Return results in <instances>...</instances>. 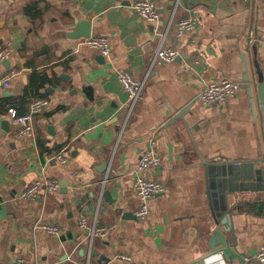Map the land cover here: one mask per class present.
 Masks as SVG:
<instances>
[{
	"label": "crops",
	"instance_id": "obj_1",
	"mask_svg": "<svg viewBox=\"0 0 264 264\" xmlns=\"http://www.w3.org/2000/svg\"><path fill=\"white\" fill-rule=\"evenodd\" d=\"M136 1L0 0V51H8L0 77L14 73L0 84V264H195L207 255L204 264H246L244 257L257 264L264 0H149L158 12L151 24L134 13ZM185 17L197 27L179 39L176 23ZM83 23L82 32L108 38V56L72 36ZM161 47L178 57L158 64ZM121 71L144 82L128 116ZM223 78L238 84L236 94L224 105L201 104L205 83ZM35 98L48 106L35 116L33 135L19 137L16 118ZM152 135L161 161L147 176L164 193L138 220L129 174ZM42 179L57 180L58 191L20 199ZM81 218L106 236L90 237ZM40 223L60 234L42 232Z\"/></svg>",
	"mask_w": 264,
	"mask_h": 264
},
{
	"label": "built area",
	"instance_id": "obj_2",
	"mask_svg": "<svg viewBox=\"0 0 264 264\" xmlns=\"http://www.w3.org/2000/svg\"><path fill=\"white\" fill-rule=\"evenodd\" d=\"M12 2L13 0H3ZM134 13L146 23H154L157 20L158 12L155 5L149 0H137L133 4ZM197 27V20L194 17L181 18L175 27V34L177 38L181 39L184 35L193 32ZM80 44L89 48L102 56L106 57L110 53V43L108 38L104 36H91L81 40ZM8 54L7 50L0 51V61H2ZM178 52L172 47H161L157 50L154 61L158 64H168L173 62L178 57ZM14 73L9 72L0 77V84L9 81ZM117 78L122 88L127 94V103L125 110L127 116L136 108L138 103L143 98L144 82L139 81L128 72L121 71L117 74ZM238 90V84L230 79L223 78L221 80H212L206 82L204 87L197 94V100L205 105H224L230 98H232ZM48 106V102L43 98H35L30 100L28 110L25 114L16 118V122L20 124V129L17 135L19 137H30L33 135V122L35 116L41 114ZM59 159L64 163L65 159L59 156ZM160 156L157 151V139L152 135L148 144L141 154L138 162L130 171L132 183L135 194L139 199V206L134 212V216L138 220H145L150 214V201L164 193V186L149 178L148 172L160 164ZM59 183L54 179H42L32 183L30 186L20 192V199L29 201L35 199L41 190H46L49 193H55L59 189ZM78 226L86 230L90 237H105L106 229L104 227L93 226L89 228L87 221L81 218ZM38 228L47 234L58 236L60 229L57 225L40 223ZM119 258L129 260L128 257L120 255ZM257 264H264V245L260 247L255 255ZM243 261L248 264L251 258L244 257ZM15 264H27L23 259L16 260Z\"/></svg>",
	"mask_w": 264,
	"mask_h": 264
},
{
	"label": "water",
	"instance_id": "obj_3",
	"mask_svg": "<svg viewBox=\"0 0 264 264\" xmlns=\"http://www.w3.org/2000/svg\"><path fill=\"white\" fill-rule=\"evenodd\" d=\"M83 25H84V23L82 25H80V27L77 30H75V32L72 34V36L74 38H77V37L89 38L91 36V32L88 29H87V31L82 32V29H81L82 27L81 26H83ZM257 81L259 82V84L257 86V90H258V94H259V102L261 103V108H262V111H263V114H264V83L261 82V78H259ZM179 117H180V115L177 118H179ZM262 176H264L263 173H262ZM263 179H264V177H263ZM108 193H109L108 191H104L101 194V197L103 196L104 198H106L109 195ZM97 204H98V201H96L94 203V205L92 206L91 211L89 213L90 215L94 214V212L96 210V207H97ZM227 244H228V240H225V242L221 241L222 247H225ZM214 249L215 248L212 247V251ZM209 256L207 255V256H203L202 258H199L197 260V262H195V264H204L203 263L204 259L209 258Z\"/></svg>",
	"mask_w": 264,
	"mask_h": 264
}]
</instances>
